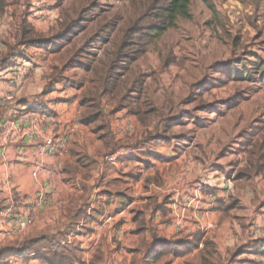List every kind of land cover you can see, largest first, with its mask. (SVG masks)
Segmentation results:
<instances>
[{
  "label": "crops",
  "instance_id": "1",
  "mask_svg": "<svg viewBox=\"0 0 264 264\" xmlns=\"http://www.w3.org/2000/svg\"><path fill=\"white\" fill-rule=\"evenodd\" d=\"M49 60L42 64L34 59V77L26 86L25 76L13 82L14 68L24 74L23 58H13L0 69V98L14 91L13 99L0 109V248H19L28 239L45 237L78 248L82 264H264V224L259 222L263 216L255 213L263 211L264 180L256 178L253 186L243 188L237 175L248 166L247 160L231 163L234 156L228 154L223 160L211 159L194 141L186 143L182 129L197 122L196 107L142 125L127 110L114 111L115 104L105 98L102 108L111 137L106 143L82 122L84 89L52 81L58 62ZM139 61L134 68L146 74ZM27 115H34L41 132L31 135V125L25 122L26 133L7 142L5 125ZM175 118L180 121L170 136L160 138V127ZM65 126L75 131L68 151L40 159L42 138L61 134ZM120 149H133L135 155L102 165L105 156ZM41 161L44 169L34 179ZM41 193L46 204L34 226L9 236L14 215L7 214L8 208L23 215L25 202ZM247 213L246 225L255 222L260 227L251 235L249 227L243 229ZM197 237L200 242L195 245ZM239 237L242 244L234 261L226 262ZM157 241L194 247L181 256L167 253L156 259L161 251ZM19 260L47 264L34 255L29 262Z\"/></svg>",
  "mask_w": 264,
  "mask_h": 264
},
{
  "label": "rangeland",
  "instance_id": "2",
  "mask_svg": "<svg viewBox=\"0 0 264 264\" xmlns=\"http://www.w3.org/2000/svg\"><path fill=\"white\" fill-rule=\"evenodd\" d=\"M208 1L216 9L215 14L204 0H192L193 18L179 19L177 28L170 29L149 46L148 53L139 61L138 66L150 76L147 93L161 108L163 119L174 118L187 109L192 111L197 104L211 107L208 112H196L193 117L197 122L193 121L194 123L182 129L187 135L186 143L194 141L200 150L205 149L203 155L209 154L211 159L214 157L213 159L223 160L228 154L234 156L231 163L236 160V163L241 164L248 161L255 143L264 142V84L258 80L264 72L263 67H258L259 63L264 66V0ZM8 2L10 6L6 14L0 17V61L11 52H22L26 62L21 67L25 86L34 77V59L43 64L48 59L55 61V58V62L59 63V58L48 56L43 50L38 53V49L19 48L18 36L24 20L40 33L48 34L58 26L65 9L94 7L97 12L105 11L110 18L119 22L117 33L141 9L140 0ZM94 19L86 33L89 36L98 28V20L96 17ZM169 51H173L176 61L169 68H163L159 60L160 54L164 55ZM168 53L165 57H168ZM230 65L240 71L245 68L247 72H252L254 80L227 78L223 70ZM138 72L140 71L137 70L136 73ZM75 73L71 71L67 77L76 79ZM76 74L82 75L81 72ZM158 120L159 118L155 121ZM164 126L159 130H163ZM260 177L264 180V175ZM261 190L264 205V187ZM251 194L253 195L252 192ZM246 201L249 202L247 199ZM261 209L263 211L255 213L263 216L259 221L263 225L264 207ZM253 215L254 213L250 214L252 218ZM248 222L250 220L248 221L247 213L243 229L247 231L249 227L250 235L259 231L255 222L249 226L246 225ZM236 223L239 225L238 221ZM238 241L230 249L226 262L234 261L242 244L241 237Z\"/></svg>",
  "mask_w": 264,
  "mask_h": 264
},
{
  "label": "trees",
  "instance_id": "3",
  "mask_svg": "<svg viewBox=\"0 0 264 264\" xmlns=\"http://www.w3.org/2000/svg\"><path fill=\"white\" fill-rule=\"evenodd\" d=\"M21 1L12 0V3L18 4ZM204 2L214 10L215 14L216 9L210 2L208 0ZM9 6L8 0H0V17L6 14ZM191 6L192 0H140L141 9L137 16L117 33L119 22L110 18L105 11L97 12L94 7H72L62 12L58 26L51 29L48 34L40 33L24 20L20 26L18 46L43 50L46 55L59 58L58 65L53 67L50 79L65 82L67 87L84 89L80 100L85 110L82 122L93 128L103 141L110 143L106 115L102 108L105 98L115 104L114 111L127 110L136 116L142 125H148L158 118V121L163 119L161 108L147 93L146 80L149 75L136 73L137 69L134 67L146 56L151 44L170 29L178 27L179 19L193 18ZM95 17L98 20V28L89 36L86 33L90 29V23L95 21ZM166 54H160L163 68H169L176 61L173 51H169L168 57H165ZM13 58L24 59V55L22 52L19 54L11 52L0 61V69H6ZM258 67H263L264 70L262 63H259ZM71 71L81 72L82 75L78 76L75 73L76 79H70L66 77V73ZM223 72L227 78L233 80H254L252 72H247L245 68L240 71L230 65ZM258 80L259 83L264 84V72ZM210 109L207 104H197L196 107L197 111L208 112ZM178 121L180 120L177 118L166 121L167 125L160 138L170 136L174 124ZM262 175H264V142H257L250 150L248 166L238 172L237 180L243 188H247L253 186L255 179ZM199 242L200 237H197L194 243L198 245ZM206 246L214 248L211 243H206ZM193 247L194 245L188 242L157 241V248L161 251L155 255V258L167 253L181 256ZM32 255L47 264H82V255L78 248L63 245L51 238L28 239L19 248L9 246L0 248V262L13 258L29 262Z\"/></svg>",
  "mask_w": 264,
  "mask_h": 264
},
{
  "label": "built area",
  "instance_id": "4",
  "mask_svg": "<svg viewBox=\"0 0 264 264\" xmlns=\"http://www.w3.org/2000/svg\"><path fill=\"white\" fill-rule=\"evenodd\" d=\"M14 84H17V80L21 79L23 75L21 71L17 68L13 69ZM14 91L11 94L0 98V109L6 105L9 101H11L14 97ZM26 118H21L20 121H15L13 123H8L5 125V139L8 142L9 140L13 141L15 137L24 135L26 133L23 124L25 122L30 123L31 125V135L39 134L41 131L38 129L34 119V115H27ZM35 127V129H34ZM75 131L73 128L69 126H65L63 128V132L61 134H57L54 136H49L46 138H42V145L39 148V158L43 159L48 156H61L65 154L70 146L71 139L74 135ZM125 155H135V151L133 149H120L115 153L109 154L104 157L102 165H115L118 163ZM44 169V163L41 161L39 164L36 165V170L33 172V178L37 179L39 173ZM46 204V196L45 194L41 193L36 195L35 197L30 198V200L25 202V214L17 215L13 211V208H8L7 214L14 215L12 221V227L9 230L8 235L11 237H15L20 235L21 233L27 231L29 228L34 226L36 221L37 213L45 206ZM108 222L111 221L109 218ZM258 226V225H257ZM214 225H210V229H213ZM259 230L260 227L258 226ZM0 264H22V262L17 259L13 258L8 261L0 262Z\"/></svg>",
  "mask_w": 264,
  "mask_h": 264
}]
</instances>
